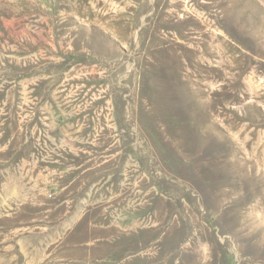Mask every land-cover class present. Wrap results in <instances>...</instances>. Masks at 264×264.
<instances>
[{
	"label": "rangeland",
	"instance_id": "rangeland-1",
	"mask_svg": "<svg viewBox=\"0 0 264 264\" xmlns=\"http://www.w3.org/2000/svg\"><path fill=\"white\" fill-rule=\"evenodd\" d=\"M0 264H264V0H0Z\"/></svg>",
	"mask_w": 264,
	"mask_h": 264
}]
</instances>
